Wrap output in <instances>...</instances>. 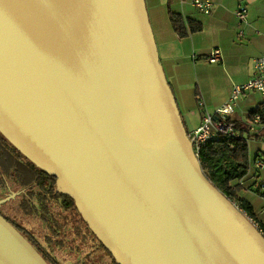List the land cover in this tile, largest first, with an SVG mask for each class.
Here are the masks:
<instances>
[{"label":"water","instance_id":"95a60500","mask_svg":"<svg viewBox=\"0 0 264 264\" xmlns=\"http://www.w3.org/2000/svg\"><path fill=\"white\" fill-rule=\"evenodd\" d=\"M192 130L146 0H0V132L117 264H264V234L208 179ZM0 264H49L1 213Z\"/></svg>","mask_w":264,"mask_h":264},{"label":"crops","instance_id":"0c3cea01","mask_svg":"<svg viewBox=\"0 0 264 264\" xmlns=\"http://www.w3.org/2000/svg\"><path fill=\"white\" fill-rule=\"evenodd\" d=\"M212 1V12L205 14L193 5V0H146L160 62L180 112L189 118L193 128L200 125L203 113L196 95L201 94L207 108L214 111L228 100L234 84L243 83L253 75L254 61L264 52V0ZM240 5L247 6V23L236 15ZM169 10L199 22L202 29L179 37L170 21ZM213 48H220L222 52V59L217 62H209L207 58ZM263 102L264 96L259 92H246L230 117L238 126L248 129L251 111ZM248 136L253 166L254 160L263 159L264 130L259 128ZM251 140L255 142L252 150ZM261 181H264V168L248 178V188L240 190L239 196L249 200L257 220L264 223V203L255 191Z\"/></svg>","mask_w":264,"mask_h":264},{"label":"trees","instance_id":"16d2710c","mask_svg":"<svg viewBox=\"0 0 264 264\" xmlns=\"http://www.w3.org/2000/svg\"><path fill=\"white\" fill-rule=\"evenodd\" d=\"M169 16L179 37H186L202 29V24L185 18L181 13L169 10ZM256 114H260L264 124V102L251 111L249 119L252 120ZM239 128L242 134L250 135L246 127L240 124ZM261 129L264 130V126ZM199 160L208 179L224 195L235 201L248 216L256 218L253 205L239 196V191L244 187L237 183L247 176L250 170L249 143L246 139L243 136L233 140L223 137L211 139L203 144ZM0 188L21 191L18 198L12 200L14 206L10 211L15 214V218L5 214L1 207L0 213L28 239L49 264H62L55 254L62 253L67 242L72 240L77 242L75 247H78L80 242V249L89 248L83 259L75 254L74 259L79 264H93L90 253L99 249L108 255L109 264H117L112 253L89 229L73 198L57 191L56 176L36 166L1 132ZM16 217L24 222L38 220L43 225L42 231L45 232L43 241H35L31 233L17 222ZM259 224L264 234V223L259 221Z\"/></svg>","mask_w":264,"mask_h":264},{"label":"built area","instance_id":"2783aa9c","mask_svg":"<svg viewBox=\"0 0 264 264\" xmlns=\"http://www.w3.org/2000/svg\"><path fill=\"white\" fill-rule=\"evenodd\" d=\"M193 5L205 14H210L214 6L212 0H193ZM236 15L241 22L247 23V6L240 5L236 11ZM240 34H243V30L240 31ZM207 58L209 62H217L221 60V49L213 48L209 52ZM249 91H257L264 96V52L254 61L253 75L243 83L234 84L232 86L228 100L218 108H216L214 111H210L207 108L204 98L201 94L196 95L198 106L203 110L202 121L199 126L193 128V130L188 133V136L191 142L195 137L194 141L192 142V148L198 159L200 157V152L203 144L214 138L223 137L229 140H233L243 136L249 143L251 137L248 135H243L238 124L230 117L231 114L235 112L241 96ZM263 126L264 124L262 122L260 114H256L251 120V124H248V130L250 131V134H252ZM262 168H264V160H254L253 166L250 165L249 174L238 180L237 183L239 184V186L247 187L248 178H253L254 172ZM257 186L258 195L264 203V181L259 182ZM240 210L242 209L240 208ZM242 212L246 214L244 210H242ZM247 217L261 231V233H263L262 229L260 228L259 221L252 216L247 215Z\"/></svg>","mask_w":264,"mask_h":264},{"label":"rangeland","instance_id":"374dc122","mask_svg":"<svg viewBox=\"0 0 264 264\" xmlns=\"http://www.w3.org/2000/svg\"><path fill=\"white\" fill-rule=\"evenodd\" d=\"M250 143H251V150H252L254 149L255 142L251 140ZM261 157L264 159V154ZM247 188L248 186L244 187L243 189H247ZM16 192H18V194L15 197H11L10 199H8L6 202H4L0 206L1 210L5 214H9L11 217H14V218H15V214H13L10 211L11 208L14 206L12 200L18 198V195L21 193V191L15 190L13 188L9 190L7 188L6 189L0 188V200L5 199L6 197H9ZM17 217H16V220H18L17 222L21 223L24 229L31 233L35 241H37L38 243L43 241V236L45 235V232L42 231L43 225L40 224L38 220L33 219L31 222H24V221H20L18 219L19 217L18 218ZM67 243L68 244H66V247L63 249L62 253L59 252L57 254L55 253L54 254L58 256L57 258L62 262V264H79L78 261L74 259V256L76 257V255H80V259H83V257L89 251V248L80 249L79 248L80 242H79V246L75 247L77 242L74 240L68 241ZM69 245L71 246V248H69ZM90 258L93 261V264H109L110 263V259L108 255L101 249L92 251V253H90Z\"/></svg>","mask_w":264,"mask_h":264}]
</instances>
